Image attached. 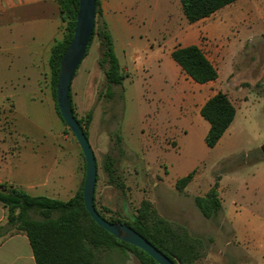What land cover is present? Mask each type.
<instances>
[{"label": "rangeland", "instance_id": "rangeland-1", "mask_svg": "<svg viewBox=\"0 0 264 264\" xmlns=\"http://www.w3.org/2000/svg\"><path fill=\"white\" fill-rule=\"evenodd\" d=\"M111 6L97 22L103 20L127 78L120 86H106L98 64L102 48L94 37L70 86L77 117L92 115L87 132L97 166L96 207L106 217L131 223L140 203L148 201L161 218L202 241L203 254L194 264H264V222L249 220L252 163L264 158V0H238L193 24L185 20L179 0H111ZM5 22L0 19V30ZM51 28L46 24L32 45L44 43ZM63 32L60 23L55 38ZM188 45L198 46L215 66V81L197 84L171 59L175 47ZM3 49L0 43L1 183L67 201L84 180L85 163L55 110L48 51L20 60ZM217 92L228 97L236 114L208 148V124L199 110ZM108 156L116 183L105 169ZM190 172L191 181L177 191L175 182ZM218 180L221 208L206 218L194 199ZM237 200L248 212L234 205ZM24 216L43 219L36 209ZM235 218L247 227L235 229ZM85 259L142 264L129 250L88 241L77 264Z\"/></svg>", "mask_w": 264, "mask_h": 264}, {"label": "trees", "instance_id": "trees-1", "mask_svg": "<svg viewBox=\"0 0 264 264\" xmlns=\"http://www.w3.org/2000/svg\"><path fill=\"white\" fill-rule=\"evenodd\" d=\"M236 1L238 0H179V4L185 20L189 24H193ZM56 2L60 23L64 25V32L62 38L56 39L49 49L48 67L55 110L62 121L55 101V86L60 61L73 37L78 0H56ZM98 16H102L100 1L95 0L94 28L84 58L88 53L92 40L96 37L102 48L98 64L103 68L106 86H120L127 78L128 73L122 71L113 52L109 32L103 20L98 24ZM170 57L180 70L197 84L213 82L218 77L215 66L196 45L175 47L170 52ZM70 92V108L88 138L87 127L91 122L92 115L89 112L81 118L77 117ZM235 113L234 106L224 93L217 92L204 102L199 114L208 124L204 137V143L208 148H213L218 143L232 123ZM117 141L120 142L121 138L117 137ZM105 169L110 182L116 183L113 161L109 156L107 157ZM192 176L193 172H190L179 178L175 182L176 190L182 191L191 181ZM83 181L79 189L67 201L43 196H31L20 188L0 183V205L7 211L6 223L27 237L34 263L77 264L81 259L83 242L88 241L94 245L104 244L129 250L137 256L142 264H157L142 250L116 239L95 224L84 208L82 198ZM120 186L122 187V185ZM194 203L204 217L210 218L216 214L221 208L218 198V182H214L204 196L195 197ZM94 207L97 213L106 221L122 223L131 227L175 264H194L203 254L204 246L201 240L191 237L183 227L161 218L151 208L148 201L140 203L131 223L106 217L102 211L98 210L95 202ZM28 209L40 211L43 219L35 220L24 216V211ZM16 210H18V213H16ZM53 214L56 216L51 218ZM84 264H90L89 260L85 259Z\"/></svg>", "mask_w": 264, "mask_h": 264}, {"label": "crops", "instance_id": "crops-1", "mask_svg": "<svg viewBox=\"0 0 264 264\" xmlns=\"http://www.w3.org/2000/svg\"><path fill=\"white\" fill-rule=\"evenodd\" d=\"M99 1L102 18H104L112 7L111 0ZM0 19L7 21L0 30V43L4 46V51L9 48V50L14 51L16 57L20 60H25L28 57L37 59L39 54L46 53V51H48L47 53L49 56L51 45L58 39L55 38V35L58 33L60 24L56 0H0ZM46 24L52 27L50 29L52 34L44 40V43L41 41L42 44L40 46H33L32 43L36 41L35 37L40 35L41 29L46 27ZM50 39H52L51 41H53V43ZM6 46H8V48ZM263 162L264 158L252 163L256 168V174L249 184L251 193V201L249 204L251 206V211L249 212L250 225L261 221L264 222ZM1 182L0 179V183ZM221 182L222 180H218V192L222 189ZM9 184L13 185L12 183ZM244 186L246 187V184ZM236 193L240 198L244 196L240 190H236ZM254 195L256 198L253 197ZM235 204H237L241 210L248 212L247 209L244 208L246 205L243 207L239 200L235 201L234 205ZM241 219L242 218H235L234 221L231 222L235 229L243 226L247 227L245 223H242ZM20 246H22L24 250L19 256ZM19 263L35 264L32 251L27 237L23 233H18L15 228H11L7 225L6 211L0 205V264Z\"/></svg>", "mask_w": 264, "mask_h": 264}, {"label": "water", "instance_id": "water-1", "mask_svg": "<svg viewBox=\"0 0 264 264\" xmlns=\"http://www.w3.org/2000/svg\"><path fill=\"white\" fill-rule=\"evenodd\" d=\"M95 19V0H78L75 28L72 40L60 61L59 74L55 86V101L62 121L73 135L85 163L82 198L86 212L97 226L116 239L135 246L145 252L157 264H175L157 250L151 243L131 227L122 223H110L103 219L94 207V193L97 176L96 160L82 128L77 122L69 104V91L72 79L82 62L87 45L92 36ZM264 155V146L261 147Z\"/></svg>", "mask_w": 264, "mask_h": 264}]
</instances>
